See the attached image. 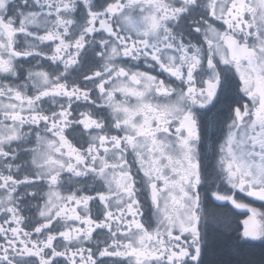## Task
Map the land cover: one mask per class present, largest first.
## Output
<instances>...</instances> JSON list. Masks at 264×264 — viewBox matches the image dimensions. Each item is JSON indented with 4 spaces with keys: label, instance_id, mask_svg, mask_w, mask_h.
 <instances>
[{
    "label": "snow or ice",
    "instance_id": "6c2138e0",
    "mask_svg": "<svg viewBox=\"0 0 264 264\" xmlns=\"http://www.w3.org/2000/svg\"><path fill=\"white\" fill-rule=\"evenodd\" d=\"M228 206L264 244V0H0V264H231Z\"/></svg>",
    "mask_w": 264,
    "mask_h": 264
},
{
    "label": "trees",
    "instance_id": "16d2710c",
    "mask_svg": "<svg viewBox=\"0 0 264 264\" xmlns=\"http://www.w3.org/2000/svg\"><path fill=\"white\" fill-rule=\"evenodd\" d=\"M218 211L221 213L220 221L215 223L210 230V240L213 247L210 250L209 260L230 261L231 264H236L248 253H255L258 259L260 253L264 251V244H254V247L242 246L234 235L235 225L231 222L233 212L227 211L226 208H221ZM224 213L228 214L230 220L225 219Z\"/></svg>",
    "mask_w": 264,
    "mask_h": 264
},
{
    "label": "flooded vegetation",
    "instance_id": "af4514ba",
    "mask_svg": "<svg viewBox=\"0 0 264 264\" xmlns=\"http://www.w3.org/2000/svg\"><path fill=\"white\" fill-rule=\"evenodd\" d=\"M255 206L256 207H262L261 206V204L259 203V202H256V204H255ZM230 208H231V206H228V207H226V210L227 211H230ZM230 212H232V211H230ZM233 216V220L231 221L232 223H234V228H235V237H237L238 238V232H239V230L242 228V220L245 218L243 215H239V214H234V215H232ZM228 219H229V216H228ZM230 220V219H229ZM240 242V244H242V242L241 241H239ZM254 244H257V245H262V243L261 242H259V241H256V242H254Z\"/></svg>",
    "mask_w": 264,
    "mask_h": 264
}]
</instances>
